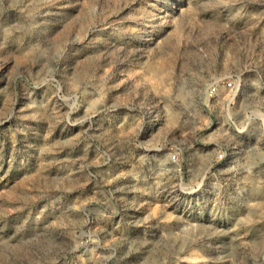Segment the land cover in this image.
Returning <instances> with one entry per match:
<instances>
[{
    "label": "rangeland",
    "instance_id": "1",
    "mask_svg": "<svg viewBox=\"0 0 264 264\" xmlns=\"http://www.w3.org/2000/svg\"><path fill=\"white\" fill-rule=\"evenodd\" d=\"M263 256L264 0H0V264Z\"/></svg>",
    "mask_w": 264,
    "mask_h": 264
},
{
    "label": "built area",
    "instance_id": "2",
    "mask_svg": "<svg viewBox=\"0 0 264 264\" xmlns=\"http://www.w3.org/2000/svg\"><path fill=\"white\" fill-rule=\"evenodd\" d=\"M240 84L239 81L234 79L228 80L225 78H217L212 84H210L206 88V95L209 100H213L216 102L217 107L224 113L225 115V124L222 127H225L226 130L229 132L231 129L234 132L240 134L241 131L237 128L235 124V118L232 115L233 111L238 103L239 96H240ZM226 95V96H225ZM212 145V144H208ZM230 144H226V142H218L216 146L219 147L215 152V162L209 168V173L215 172L216 169H222L229 164H233L234 158L237 156L235 152L228 150ZM233 149H237V145L234 143L232 146ZM225 148V149H224ZM242 150H239V154ZM238 154V152H237ZM175 154L172 156L173 161H175ZM212 171L210 172V170ZM182 170L181 165L178 166V171ZM216 172H220L216 170ZM264 261V256H263Z\"/></svg>",
    "mask_w": 264,
    "mask_h": 264
},
{
    "label": "bare ground",
    "instance_id": "3",
    "mask_svg": "<svg viewBox=\"0 0 264 264\" xmlns=\"http://www.w3.org/2000/svg\"><path fill=\"white\" fill-rule=\"evenodd\" d=\"M252 153V152H251ZM261 154V153H260ZM255 158V157H254ZM250 177V176H249Z\"/></svg>",
    "mask_w": 264,
    "mask_h": 264
}]
</instances>
